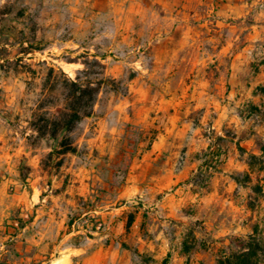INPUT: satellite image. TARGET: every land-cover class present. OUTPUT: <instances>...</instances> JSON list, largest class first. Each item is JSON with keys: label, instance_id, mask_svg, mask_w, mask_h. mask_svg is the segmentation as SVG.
<instances>
[{"label": "rangeland", "instance_id": "rangeland-1", "mask_svg": "<svg viewBox=\"0 0 264 264\" xmlns=\"http://www.w3.org/2000/svg\"><path fill=\"white\" fill-rule=\"evenodd\" d=\"M70 255L264 264V0H0V264Z\"/></svg>", "mask_w": 264, "mask_h": 264}, {"label": "trees", "instance_id": "trees-1", "mask_svg": "<svg viewBox=\"0 0 264 264\" xmlns=\"http://www.w3.org/2000/svg\"><path fill=\"white\" fill-rule=\"evenodd\" d=\"M61 88L64 92L62 109L57 114H49L48 118L41 119L42 125L37 128V132L41 137L49 136L53 139L64 134L59 141V147L60 153L65 154L74 151L70 139L65 134L72 132L84 118L92 114L100 83L82 82L77 75L75 79L66 78Z\"/></svg>", "mask_w": 264, "mask_h": 264}, {"label": "crops", "instance_id": "crops-1", "mask_svg": "<svg viewBox=\"0 0 264 264\" xmlns=\"http://www.w3.org/2000/svg\"><path fill=\"white\" fill-rule=\"evenodd\" d=\"M39 244L40 247V251L41 252H45L46 250V247L48 244H46L45 241L39 239L38 242H37V245ZM65 257H68V260H67V264H73L72 260H73V255H70V256H62V257H59L58 260H56L55 262L53 263H49V264H54V263H57V264H60L62 263L63 259H65Z\"/></svg>", "mask_w": 264, "mask_h": 264}]
</instances>
